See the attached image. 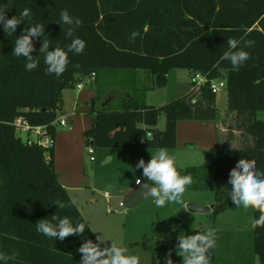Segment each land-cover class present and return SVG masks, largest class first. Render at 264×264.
Returning a JSON list of instances; mask_svg holds the SVG:
<instances>
[{
    "label": "trees",
    "instance_id": "1",
    "mask_svg": "<svg viewBox=\"0 0 264 264\" xmlns=\"http://www.w3.org/2000/svg\"><path fill=\"white\" fill-rule=\"evenodd\" d=\"M25 8L31 11L32 25L45 26L44 34L33 38L36 69L26 70V59L12 54L16 38L31 26L28 20L11 36L0 24V252L18 253L8 264H80L82 254L77 249L85 239L98 242L77 204H70L73 198L55 170L54 148L47 160L43 147L24 142L16 126L18 118L46 126L54 139L63 91L75 88L79 75L94 74L98 98L103 95L98 89L102 70L128 69L138 79V87L128 89L121 98V109L111 107L117 100L114 94H106L102 107H93V125L85 132V142L97 148H176L179 120L216 117L217 93L211 85L224 80L228 108L238 116L236 127L248 134L252 143L243 147L224 143L205 152L208 163L177 170L193 178L194 183L186 189L215 193L220 207L214 213L236 208L228 184L236 163L242 158L255 160L258 176L264 173V120L257 117L264 110V0H0V10L6 11L7 18L18 16ZM64 9L81 19L75 36L84 40L86 47L81 54L68 53L63 74L49 75L40 48L49 42V50L57 45L67 50L71 42L65 36L68 26L56 23ZM133 32L139 36L131 41ZM229 37L253 41L252 47L244 49L251 58L241 67L233 68L230 61L222 59ZM171 69L200 73L206 82L200 90L193 88L164 105H148L144 78L137 73L151 71L155 87L163 88ZM162 116L164 130L158 128ZM52 201L69 206L59 208ZM53 215L69 218L74 226L85 223V232L63 241L46 237L36 230V223L46 219L56 224ZM258 215L254 210V218ZM175 219L185 228V235L202 233L194 227V214L186 208L175 214ZM253 230L254 251L264 264V227ZM100 246L104 248L102 243ZM216 250L215 245L209 252L210 264H216ZM158 251L160 264H166L163 247L158 246Z\"/></svg>",
    "mask_w": 264,
    "mask_h": 264
},
{
    "label": "rangeland",
    "instance_id": "2",
    "mask_svg": "<svg viewBox=\"0 0 264 264\" xmlns=\"http://www.w3.org/2000/svg\"><path fill=\"white\" fill-rule=\"evenodd\" d=\"M168 74L171 76L167 78L165 87L149 89L146 98L148 103L154 106L164 105L184 97L195 87L193 72L188 69H171ZM89 82H93L97 89L95 79ZM137 87L138 79L132 70H102L98 89L103 95L97 99L95 106L102 107V100L106 94H114L117 100L111 107L113 110L121 109V98L125 97L126 91L128 89L134 91ZM222 91L225 90L220 92ZM75 93L73 90L65 92L66 104L58 111L57 132L52 142L55 143L56 138L58 145L65 142L63 169L71 176H75L78 171V180L84 182L80 184L86 185L83 190L70 192L83 216L90 222L95 235L107 240L102 243L104 247H110L111 241H114L117 246L126 247L129 250L128 254L138 255L140 264H160L158 246H162L161 254L165 258L171 249L173 264H182L183 258L176 254L175 245L178 241L177 237L180 234L185 235V228L175 219V214L185 208L188 203L201 206L216 205L215 193L210 190L186 189L182 199L187 202L183 204L166 203L164 207H157L153 198L145 197L146 199L141 202L129 206L126 193L135 184L136 179L150 182L143 177V170H137L135 166L140 159L147 163L153 151L143 148H127L128 150L97 148L90 145L95 149V160H92L84 134L92 125H88L85 131H81V121L76 120L74 115ZM59 119H64L67 125L62 126ZM165 126L166 120L162 116L159 127L164 130ZM65 133H69L70 141L64 138L62 142L60 137ZM18 135L24 142H37L39 138L35 132L23 130H19ZM251 143V137L242 138L240 145L236 147ZM167 150L170 155L175 153L174 150ZM44 154L47 156L49 152L44 151ZM111 156H113L112 159H110ZM207 201L214 203L205 205ZM252 219H254V209L245 210L240 206L217 213H214V210L206 214L194 213L193 225L202 230V233L209 228L215 230L216 242H220L216 243V264H252V259L256 256ZM238 224L241 226L240 229L234 226ZM226 225L230 227L227 234L222 228ZM250 258L252 259L249 261Z\"/></svg>",
    "mask_w": 264,
    "mask_h": 264
},
{
    "label": "clouds",
    "instance_id": "3",
    "mask_svg": "<svg viewBox=\"0 0 264 264\" xmlns=\"http://www.w3.org/2000/svg\"><path fill=\"white\" fill-rule=\"evenodd\" d=\"M5 13V10H0V24L8 36L13 35L18 26L23 24L25 20H28L31 25L25 27L23 33L16 38L12 54L16 57L23 56L26 59V70L36 69L38 60L32 55L36 50L33 38H39L44 34V24L32 25L31 11L27 8L12 18H7ZM56 23L61 27L62 25L68 26L65 30V36L71 38V42L66 46L67 50L58 45L54 47V50H49V42H43L40 52H45L46 74L60 76L69 63L68 53L81 54L86 47V42L75 36L76 29L82 26L81 19L71 16L67 9L60 12L59 21ZM137 36L139 33L133 32L130 40L134 41ZM242 43L243 47H240ZM226 45L228 50L223 53L222 59L230 61L233 68L243 66L251 58L250 53L244 49L252 47L253 41H242L229 37ZM255 165V160L240 159L230 171L228 180V184L231 185L229 197L236 207L242 206L245 210L252 208L259 213L258 217L251 221L253 229L264 227V178H260L264 176V173L258 176ZM135 168L137 170L142 169L143 177L151 182L143 183L142 194L145 197L153 198L157 207H164L166 203L183 204L182 198L186 188L194 183L190 174L183 176L180 174L176 167L175 158L165 148L157 149L154 154H151V159L147 163L140 159ZM137 184H141L139 179ZM51 203L59 208L69 206L59 201H52ZM70 204L75 205L76 201L72 199ZM52 220L58 222L53 224L46 219L39 220L36 223V230L48 238L61 241L69 236L82 235L85 232V223H77L74 226L69 218L61 219L56 215L52 216ZM88 227L91 228L90 225ZM177 239L175 251L178 256L183 258L182 264H210L209 252L216 245L214 229L209 228L204 233L193 235L180 234ZM97 241L94 243L91 239H85L84 243L77 249L82 254L80 264H140L139 256L128 254L129 250L126 247L117 246L116 242L111 241L110 247L101 248V243L107 240L98 236ZM17 255L18 253L15 252L11 255L0 252V261L8 264V261L15 260ZM171 255L172 250L170 249L166 257L167 264H173Z\"/></svg>",
    "mask_w": 264,
    "mask_h": 264
},
{
    "label": "crops",
    "instance_id": "4",
    "mask_svg": "<svg viewBox=\"0 0 264 264\" xmlns=\"http://www.w3.org/2000/svg\"><path fill=\"white\" fill-rule=\"evenodd\" d=\"M137 74L138 76H142L144 78V83L145 86L147 87V92L145 96V101H146L147 93L149 89L155 88V77L151 71H139ZM169 76L171 75L168 74L167 78H169ZM90 80L93 81L94 79H92L91 76L83 77L79 75L77 77L76 85L82 83L83 88L79 89L76 86L73 89L64 90L62 94L63 103L61 108L66 104L65 103L66 98L64 96L65 92L67 90H73L76 92L74 96V104H76V107L74 108V115L76 120L78 119V121H81L80 123L81 131H85L86 129H88L89 127L88 125H93V119L95 116L92 109L93 107H96L95 102L98 99L97 97L98 94L96 95L97 89H95V85H93V82H89ZM221 90H225V89H221ZM105 98L106 97H104L103 100ZM146 103L148 105H153L148 103L147 101ZM216 106H217V112H216L217 114L214 119L211 120L181 119L177 122V146L174 149H170L175 151V153H172V156L175 158V163H177L176 164L177 168H186L189 166L206 164L208 162L207 157L205 155L206 151H215L216 149L221 147L224 143H228L230 146L236 147L240 145V141L242 138L248 139L250 137L242 130L237 129L236 124L238 121V116L236 112L230 111L228 108V93L226 90L224 92L223 91L217 92ZM87 116L89 118H87ZM257 117L260 120H264V110L259 111L257 113ZM60 120L63 119H59V121ZM159 124H158V128L160 129ZM69 136H70L69 133H65L61 135L60 140L62 139V142H64V138L65 139L67 138L70 141ZM64 143L58 145L57 138L55 139V143L53 142L54 164H55L56 173L58 174L60 181L63 183V185L71 195L70 193L71 191L83 190L84 188H86V185H83L84 182H80L78 180V171H76L77 174L75 176H71L65 173V170L63 169L62 166V159H64V154H65L63 151ZM124 150H128V149L124 148ZM149 150L153 151V153L150 154H154L157 149H149ZM45 157H48V155L47 156L45 155ZM112 158L113 156H111L110 159ZM137 180L138 179H136L135 184H133V186L126 193L127 200H132L131 202L132 205L141 202L143 199L149 198V197L145 198V196L139 198L138 193L135 196H133V192L135 190L142 191L143 190L142 185L143 183H146L142 180L141 184H137ZM80 183L83 184L81 185ZM147 183H151V182H147ZM186 202L187 200H184V203ZM205 203H206L205 205H212V203L214 202L207 201ZM234 226H236L238 229L241 228L239 224ZM222 228H224L223 232L226 234L230 230V227L228 225H226V227L222 226ZM216 243H220V242H216ZM251 259L252 258L248 260L250 261ZM251 263L261 264L257 255L254 256Z\"/></svg>",
    "mask_w": 264,
    "mask_h": 264
},
{
    "label": "built area",
    "instance_id": "5",
    "mask_svg": "<svg viewBox=\"0 0 264 264\" xmlns=\"http://www.w3.org/2000/svg\"><path fill=\"white\" fill-rule=\"evenodd\" d=\"M193 75H194V79H195L193 81L195 84L194 89L198 91V90H200L202 85L206 82V77L200 73H195V72H193ZM91 77H92V79H94V74ZM77 87L79 89H82L83 84L79 83L77 85ZM225 88H226V82L224 80L214 81V84L211 85V89L216 93L221 91V89H225ZM59 122L62 126L67 125V123L64 119L60 120ZM16 126L18 128V131L23 130L26 132H35L38 135V137H39L38 141L37 142L31 141V142L37 143L38 145L43 147V149L45 151H48L49 155H48V157H46V159L49 160L51 148L53 147V142H52V136L49 133L48 128L46 126H43V125H31L27 120L22 119V118H18L16 120ZM88 147H89V153L91 154V159L95 160V156H94L95 149L90 147V146H88Z\"/></svg>",
    "mask_w": 264,
    "mask_h": 264
},
{
    "label": "water",
    "instance_id": "6",
    "mask_svg": "<svg viewBox=\"0 0 264 264\" xmlns=\"http://www.w3.org/2000/svg\"><path fill=\"white\" fill-rule=\"evenodd\" d=\"M137 193L139 195V198L140 197H144V195L142 194L143 193V190L142 191L135 190L133 192V196H135ZM131 202H132V200H127V203H128L129 206H132ZM216 207H220V204L212 205V206H201V205H198L196 203H188L185 208L190 213H193V214L194 213L206 214V213L212 212Z\"/></svg>",
    "mask_w": 264,
    "mask_h": 264
}]
</instances>
